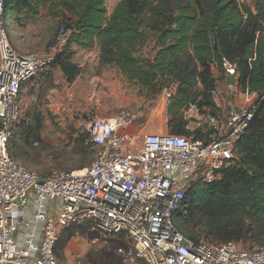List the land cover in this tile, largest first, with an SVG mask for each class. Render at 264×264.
<instances>
[{
  "label": "built area",
  "instance_id": "1",
  "mask_svg": "<svg viewBox=\"0 0 264 264\" xmlns=\"http://www.w3.org/2000/svg\"><path fill=\"white\" fill-rule=\"evenodd\" d=\"M5 2L0 0V264H59L54 249L60 234L82 223L91 224L89 233L122 236L125 244L116 254L124 264H264V248L196 244L172 222L192 183L221 179L252 121L253 104L236 105L234 84L227 83L229 76L235 81L236 66L223 64L227 90H219L217 81L214 96L224 95L223 105L216 104L218 116L207 118L208 143L150 133L131 152L129 131L138 115L95 117L85 141L95 149L92 163L42 177L13 160L7 145L20 117L21 89L52 66L73 31L60 27L44 53L18 51L8 41Z\"/></svg>",
  "mask_w": 264,
  "mask_h": 264
},
{
  "label": "trees",
  "instance_id": "2",
  "mask_svg": "<svg viewBox=\"0 0 264 264\" xmlns=\"http://www.w3.org/2000/svg\"><path fill=\"white\" fill-rule=\"evenodd\" d=\"M7 9V28L13 23L24 26L45 12L72 29L51 66L58 67L67 83L79 74L71 63L70 47L85 52L96 48L100 67L114 69L147 97L169 94V134L204 144L212 130L207 123L190 129L186 113L193 109L205 118L218 116L217 81H225V62L235 65L236 90L255 96L252 121L221 179L192 183L172 222L196 244L235 242L264 248V0H253L252 6L238 0H120L109 18L106 0H6ZM148 47L150 57L143 54ZM51 79V74L41 79L40 88ZM29 129L15 125L7 145L13 160L30 142ZM86 138L84 152L94 149L85 144ZM81 226L87 228L80 231L92 228L90 223ZM65 231L55 257L65 245L61 246ZM118 258L116 264H124Z\"/></svg>",
  "mask_w": 264,
  "mask_h": 264
},
{
  "label": "rangeland",
  "instance_id": "3",
  "mask_svg": "<svg viewBox=\"0 0 264 264\" xmlns=\"http://www.w3.org/2000/svg\"><path fill=\"white\" fill-rule=\"evenodd\" d=\"M119 1L106 0L107 18ZM238 2L252 6L253 0ZM5 17L9 22L8 9ZM62 26L65 24L42 12L24 26L11 24L7 29L8 41L18 51L44 53L53 45L57 31ZM69 51L72 53L71 63L79 70L73 82L67 83L58 67H51L40 76L43 80L51 74L49 84H44V87L31 95L19 97L20 117L16 125L20 128L29 125V130L33 133L26 135L30 142L25 144L23 151H16L20 157L15 161L42 177L53 172L75 171L79 166L87 167L95 159L94 149L84 152L82 146L90 121L95 117L116 116L121 112L138 115L130 132L132 141L128 150L131 152L138 149L145 134H169L167 92L147 97L114 69L100 67L96 48L85 52L72 46ZM143 54L150 57L151 47L144 49ZM223 97L214 96L221 107ZM186 118L190 129L201 127L208 121L193 109L186 113ZM134 129L139 131L135 132ZM11 143L14 144L12 141ZM13 150L15 151V147ZM81 225L84 223L74 225L62 234L61 246L65 245L56 255L58 263L116 264L119 259L116 251L125 243L116 237L89 233L87 229L80 231V228H87ZM241 245L244 249L258 248L249 244Z\"/></svg>",
  "mask_w": 264,
  "mask_h": 264
},
{
  "label": "crops",
  "instance_id": "4",
  "mask_svg": "<svg viewBox=\"0 0 264 264\" xmlns=\"http://www.w3.org/2000/svg\"><path fill=\"white\" fill-rule=\"evenodd\" d=\"M40 77H38L37 79L31 81L30 83L26 84L23 86V88L21 89V94L22 96H27V95H31L32 93L36 92L39 88H40ZM219 83V90H221L222 92H225L227 90V85L225 83V81H218ZM236 79L234 81V94H233V102L238 105V106H246L249 104H253L252 101H254L255 96L251 95V96H245L242 93H239L236 88ZM216 102V100H215ZM217 104V103H216ZM134 127V126H133ZM133 127L130 129L129 132H131V130H133ZM135 132H138V129H134Z\"/></svg>",
  "mask_w": 264,
  "mask_h": 264
},
{
  "label": "water",
  "instance_id": "5",
  "mask_svg": "<svg viewBox=\"0 0 264 264\" xmlns=\"http://www.w3.org/2000/svg\"><path fill=\"white\" fill-rule=\"evenodd\" d=\"M227 83L228 85H233L234 84V78L233 77H227Z\"/></svg>",
  "mask_w": 264,
  "mask_h": 264
}]
</instances>
